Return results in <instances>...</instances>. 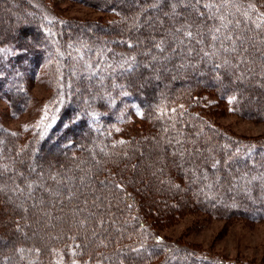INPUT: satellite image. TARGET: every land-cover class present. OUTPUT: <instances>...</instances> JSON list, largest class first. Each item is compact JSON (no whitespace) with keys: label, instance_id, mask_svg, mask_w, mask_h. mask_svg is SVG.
<instances>
[{"label":"trees","instance_id":"1","mask_svg":"<svg viewBox=\"0 0 264 264\" xmlns=\"http://www.w3.org/2000/svg\"><path fill=\"white\" fill-rule=\"evenodd\" d=\"M40 1L0 0L10 4L0 8L9 31L0 32V100L14 115L26 112L30 97L16 79L38 65L48 63L54 85L50 120L27 140L0 125V155L21 159L16 177L0 168V264H239L166 244L157 233L176 214L171 199L210 215L225 201L247 200L252 206L239 212L264 220V138L205 126L206 104L193 105L204 90L249 117L259 86L264 111V0H152L136 14L125 11L132 0H92L116 15L102 24L58 17ZM154 54L176 67H162L161 84L147 95L139 86L155 72L145 62ZM113 97L139 110L140 123L117 129ZM196 146L197 156L189 151ZM40 167L52 177L33 180ZM29 190L32 203L66 205L55 209L51 231L33 229L32 209L16 203ZM86 196L91 202L76 216Z\"/></svg>","mask_w":264,"mask_h":264},{"label":"rangeland","instance_id":"2","mask_svg":"<svg viewBox=\"0 0 264 264\" xmlns=\"http://www.w3.org/2000/svg\"><path fill=\"white\" fill-rule=\"evenodd\" d=\"M29 1L32 3V5H41L40 0ZM89 1L90 3H79L77 1L71 0H43L46 7L51 10L52 13L69 20H77L82 23L98 24L105 23L106 19H109L110 21L115 20L116 15L110 12L107 14L99 12L96 8L92 7V0ZM132 1L134 6L125 9V11L129 14H136L152 3V0ZM8 5L10 4L7 2L5 6L4 4L0 5V8H7L6 6ZM19 23L22 24V27L29 29L28 31H22L30 33L29 36L31 39H33L34 32L32 31V26L30 27L29 24L25 25V23L22 21ZM3 30L9 32L6 28H4V23L1 21L0 32L2 33ZM164 46L165 45H162V51L165 52V50H167L169 52L170 49H166ZM147 50L144 52H147ZM151 58L146 59L145 62L151 66L154 63L155 72H146L143 75L145 79H143L144 81H142V85L139 86V89L141 91L144 89L143 92L147 95L149 93L151 94L152 90L155 91L161 84L158 80L162 77V72L160 71L162 67H165L166 70H171L176 67L175 64L172 65L173 68L165 65L169 61L167 58H163L162 54H154L153 59ZM183 58L184 57L182 56L177 57L175 61H172V63L178 61L177 66L181 67L183 62L180 61L181 64H179V60ZM36 70V74L34 75H20L16 79L17 85L19 80H23L22 85L20 83V88L22 86L24 92L30 97V106L26 112L21 115H14L11 113L6 103L0 100V125L7 132L13 135H18L20 139H23L22 141L27 140L30 135L36 132V127L44 126L50 120L52 105H50L51 102L48 103L47 100L51 95V90L54 85L50 79L48 63L43 64L42 66L38 65ZM156 71L158 73H156ZM236 79L238 80V78ZM258 90H261L259 86L254 94H251L252 100L249 110L253 113H251V115L249 114V117L246 115L234 114L231 106H229L227 103H220L219 100H216L212 94H206V91L204 90L200 96L196 97L197 99L193 100V105L197 107L199 106L200 108L202 104H206L204 109L205 112H202V121L205 122V126L216 124L221 130L247 139L264 138V111L260 110L262 107L259 104L263 93ZM114 99L115 97H113L111 100L113 101ZM114 103L115 106L111 105L109 113L112 115V118L117 119V129H129L140 123L139 110H137L134 106L132 107L122 103L119 97L114 100ZM186 146L187 147L185 150L190 148L189 142L186 143ZM189 151L190 153L194 151L193 154H196V156L201 152L197 146ZM11 159L13 161L9 159L6 163L5 160L7 159H5L2 154L0 155V168L4 171V173H6L7 176H10V178L14 177L16 174L17 176L19 175V172L15 170V165L21 161L20 158L13 157ZM151 165L153 168L151 171L153 172L156 168V165ZM47 167H40V169L33 173V180L41 178V176H44L45 173H48V175L45 177H49L50 175L47 171ZM30 168L31 167H29V169ZM40 170H42V173L44 174L39 172ZM229 178L231 179V176H228V179ZM226 182L229 181L227 180ZM244 182L246 188L250 189L251 180L249 181L248 178H246L244 179ZM242 183L243 182L240 184ZM34 184L37 185L38 182ZM42 188H45L47 192L50 190L47 187H38L37 189L40 190ZM91 189H89V191ZM32 192V190H29L28 192L23 191V194H25L23 199H17L15 197V201L23 207L29 206L32 209L30 212L31 214L29 215V222L33 229L44 232L51 231L53 224L55 225L53 221V217L56 215L55 209L57 207L66 209V205L64 202L58 203L57 201H54L53 203L48 200L45 202V199L39 201L36 199L35 202L32 203ZM15 193V195L20 194V190L15 191ZM155 195H157L156 198L161 197L160 193ZM86 198L87 199L84 200L80 206L76 207V216L80 213L83 214L85 209L88 207V204L91 202V197L86 196ZM168 203L174 204L173 208H175L176 214L166 220L164 224L158 226L159 229L157 235L162 242H165L169 245L177 244L181 247L192 249L201 255L224 259L239 264H264V220H251L246 216V214L239 212L241 208H250V206H252L251 202L247 200L238 202L236 199L230 203L225 201V204L222 203L219 205L220 208H218L219 210L216 215H210V213L208 214L206 210L199 207H194V205H191V202L189 204H183V209L180 206L181 204L176 199H171V201ZM20 215L24 216L21 212ZM96 217V219H98L97 221H99L100 216ZM74 219L76 223V217ZM76 226L80 227V222ZM90 264H96V262Z\"/></svg>","mask_w":264,"mask_h":264},{"label":"bare ground","instance_id":"3","mask_svg":"<svg viewBox=\"0 0 264 264\" xmlns=\"http://www.w3.org/2000/svg\"><path fill=\"white\" fill-rule=\"evenodd\" d=\"M36 96V95H35ZM54 129V128H53Z\"/></svg>","mask_w":264,"mask_h":264}]
</instances>
